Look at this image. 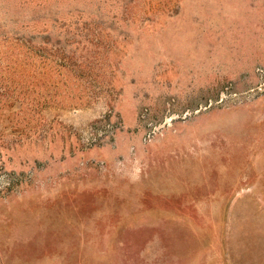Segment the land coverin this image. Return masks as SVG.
Masks as SVG:
<instances>
[{
	"label": "rangeland",
	"instance_id": "obj_1",
	"mask_svg": "<svg viewBox=\"0 0 264 264\" xmlns=\"http://www.w3.org/2000/svg\"><path fill=\"white\" fill-rule=\"evenodd\" d=\"M206 1L0 0V146L53 122L83 149L128 139L112 176L77 192L76 234L60 248L38 251L30 264H264V159L238 153L233 164L218 161L213 147L222 139L208 116L264 98V89L256 90V70L264 66L244 87L229 80L185 102L150 96V53L199 49L194 31ZM201 119L204 131L184 141L186 171L134 161L139 146L192 131ZM199 146L202 160L194 156ZM92 166L106 171L103 162ZM147 170L158 180L169 174L173 185L183 173L212 190L199 201L161 194L140 203L134 187ZM2 175L11 185L0 198L30 177L6 170L0 159ZM234 187L225 226L219 214Z\"/></svg>",
	"mask_w": 264,
	"mask_h": 264
},
{
	"label": "crops",
	"instance_id": "obj_2",
	"mask_svg": "<svg viewBox=\"0 0 264 264\" xmlns=\"http://www.w3.org/2000/svg\"><path fill=\"white\" fill-rule=\"evenodd\" d=\"M206 2L207 6L197 12L199 23L194 31L199 49L189 53H150L151 79L155 83L150 96L154 102L170 96L185 102L190 96L220 88L229 80L244 87L252 81L254 69L264 66V0ZM211 115V131L222 139L213 145L218 161L233 164L234 155L247 153L258 155L263 162L264 98L208 116ZM204 121L190 125L192 131L180 129L179 134L167 133L146 147L139 146L134 161L149 169L158 164L162 169L186 171L188 148L184 141L195 132H203ZM127 142L122 134L114 145L83 149L53 122L51 129L41 127L16 144L0 146V159L6 170L30 174L17 192L10 191L0 198V264H30V258L38 251L60 248L71 233L74 236L77 192L100 183V177H111L116 160L127 156ZM204 149L197 147L196 160L204 158ZM96 162H103L106 171L95 170L92 163ZM259 165L254 168H262ZM183 176L180 173L173 185L169 174L158 180L147 170L135 184V194L140 203H151L154 196L161 194L181 201H199L201 192H211L198 179L190 182L187 175ZM209 196L210 201L215 199V195ZM236 196L234 187L232 195L224 199L227 204L219 217L225 226Z\"/></svg>",
	"mask_w": 264,
	"mask_h": 264
},
{
	"label": "built area",
	"instance_id": "obj_3",
	"mask_svg": "<svg viewBox=\"0 0 264 264\" xmlns=\"http://www.w3.org/2000/svg\"><path fill=\"white\" fill-rule=\"evenodd\" d=\"M261 81L259 86L256 88L257 92H261L264 89V69H257L256 70ZM91 144H95V140H93ZM11 185V178L9 179V175H2L0 177V195H2L7 189H9Z\"/></svg>",
	"mask_w": 264,
	"mask_h": 264
}]
</instances>
